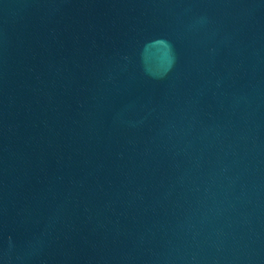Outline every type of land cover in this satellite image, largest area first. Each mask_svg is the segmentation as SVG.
I'll use <instances>...</instances> for the list:
<instances>
[{
    "label": "water",
    "instance_id": "obj_1",
    "mask_svg": "<svg viewBox=\"0 0 264 264\" xmlns=\"http://www.w3.org/2000/svg\"><path fill=\"white\" fill-rule=\"evenodd\" d=\"M0 264H264V0H0Z\"/></svg>",
    "mask_w": 264,
    "mask_h": 264
}]
</instances>
